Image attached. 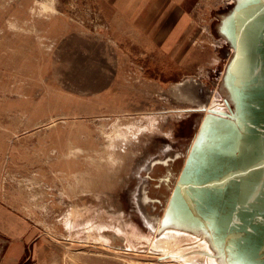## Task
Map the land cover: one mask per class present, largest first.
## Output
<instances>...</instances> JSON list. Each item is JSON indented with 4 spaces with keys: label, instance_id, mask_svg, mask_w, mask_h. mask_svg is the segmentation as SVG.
<instances>
[{
    "label": "rangeland",
    "instance_id": "374dc122",
    "mask_svg": "<svg viewBox=\"0 0 264 264\" xmlns=\"http://www.w3.org/2000/svg\"><path fill=\"white\" fill-rule=\"evenodd\" d=\"M236 1L0 0V201L43 264H207L158 259L139 211L162 217L204 106L226 97L218 25Z\"/></svg>",
    "mask_w": 264,
    "mask_h": 264
},
{
    "label": "water",
    "instance_id": "95a60500",
    "mask_svg": "<svg viewBox=\"0 0 264 264\" xmlns=\"http://www.w3.org/2000/svg\"><path fill=\"white\" fill-rule=\"evenodd\" d=\"M218 33L231 112L203 116L159 228L200 234L221 264H264V0H237Z\"/></svg>",
    "mask_w": 264,
    "mask_h": 264
},
{
    "label": "bare ground",
    "instance_id": "6f19581e",
    "mask_svg": "<svg viewBox=\"0 0 264 264\" xmlns=\"http://www.w3.org/2000/svg\"><path fill=\"white\" fill-rule=\"evenodd\" d=\"M228 101L229 100L226 99V97H225L220 102H217V101L215 102L214 100H212L208 105L204 106L205 113H202V115L200 116V120H199V123L197 126V130L194 133V137H192L193 140H192L190 145H192V143L195 139V136L197 134L198 128H199L201 121L203 119V116L206 113L212 111L215 114H220L222 116H226L227 114H229L231 112L232 107L230 106ZM189 147H191V146H189ZM175 150H173V151H175ZM165 159H167V158H165ZM152 161H153V159H152ZM140 184L143 185L142 183H140ZM140 192L141 193L139 195V197H140L139 202H140V204H143V206H144V205H146V203H145L146 195L148 197H149V195L146 194V192H143V191H140ZM170 194H171V191H170ZM170 194H169V196H170ZM167 202H168V199L166 201V204H167ZM137 203H138V201H137ZM166 204H165V207H166ZM138 205H139V203H138ZM137 207L139 208V206H137ZM139 212H141L140 215L142 217L144 224L147 227L151 228V230L153 232L152 235H154V237H156V240H155V242L152 243L150 249H152L156 252H160L161 256H159L158 259L168 258L171 260V259H178V257H181L180 259L182 260V259H185L184 256H186L187 254L190 255L192 253H197V254L199 253L197 257H204V259H205L204 261L207 262V264H221L220 260L216 257L215 251L211 248L208 240L205 237L201 236L200 234H194L190 231L182 230V229H180L174 225L164 227L159 231L158 229H160L159 225H160L161 217H160V219H158L156 221L155 225L153 226L154 220L156 219V217L146 213V211H144V210H142V211L140 210ZM180 239H182L183 241H186V243H188L187 245L191 246L193 248V250H190L187 252H182L181 254L172 253L173 249H175L176 242ZM194 245L196 247H194ZM198 248H201V249H198Z\"/></svg>",
    "mask_w": 264,
    "mask_h": 264
},
{
    "label": "crops",
    "instance_id": "0c3cea01",
    "mask_svg": "<svg viewBox=\"0 0 264 264\" xmlns=\"http://www.w3.org/2000/svg\"><path fill=\"white\" fill-rule=\"evenodd\" d=\"M40 236L28 219L0 201V264H43Z\"/></svg>",
    "mask_w": 264,
    "mask_h": 264
},
{
    "label": "flooded vegetation",
    "instance_id": "af4514ba",
    "mask_svg": "<svg viewBox=\"0 0 264 264\" xmlns=\"http://www.w3.org/2000/svg\"><path fill=\"white\" fill-rule=\"evenodd\" d=\"M171 175L169 172H168V175L165 177V183H168L169 180L171 179ZM170 176V177H169ZM159 185V184H158Z\"/></svg>",
    "mask_w": 264,
    "mask_h": 264
}]
</instances>
